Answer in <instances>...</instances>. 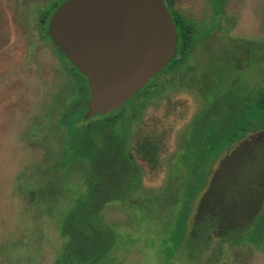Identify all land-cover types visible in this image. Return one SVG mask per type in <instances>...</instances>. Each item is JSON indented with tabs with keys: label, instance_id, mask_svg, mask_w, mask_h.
Wrapping results in <instances>:
<instances>
[{
	"label": "rangeland",
	"instance_id": "374dc122",
	"mask_svg": "<svg viewBox=\"0 0 264 264\" xmlns=\"http://www.w3.org/2000/svg\"><path fill=\"white\" fill-rule=\"evenodd\" d=\"M54 1L0 0V264H52L63 244L57 227L66 187L83 191L88 174L84 165L68 172L64 167L48 170L62 158L64 131L57 121L62 105L74 101L75 87L70 67L43 39L38 26L39 11ZM188 1L209 5L208 0ZM225 3L227 33L231 30L232 38L239 34L256 46L252 50L256 55L243 61L242 66L249 67L237 74L227 61L237 55L236 45H219L218 35L208 37L192 58L183 57L181 77L158 74L151 93L154 85L124 107L121 125L128 123V150L140 172V185L102 212L105 222L125 238L117 252L122 264H163L162 241L187 201V188L195 196L187 231L196 215L207 214L206 224L214 225L220 235L231 225L242 226L264 194L263 131L224 153L214 150L216 144L201 150L193 126L195 120L205 123L215 105L225 112L228 104L213 103L230 90L242 95L251 82L264 85V0ZM224 40L229 41L221 35V43ZM192 67H197L193 78L203 80L204 93L188 85L185 73H192ZM234 77L240 81L236 86L231 85ZM144 140L158 146L155 169L137 156L138 144ZM199 172L200 182L188 184L187 179H195ZM219 241L221 247L214 251ZM224 242L215 239L204 253L202 247H186L171 264H264V243L256 248L247 242Z\"/></svg>",
	"mask_w": 264,
	"mask_h": 264
},
{
	"label": "trees",
	"instance_id": "16d2710c",
	"mask_svg": "<svg viewBox=\"0 0 264 264\" xmlns=\"http://www.w3.org/2000/svg\"><path fill=\"white\" fill-rule=\"evenodd\" d=\"M64 1L50 3L48 8L39 11L38 16V26L43 39L53 46L59 57L70 67L68 73L75 84L74 101L62 105L57 121L64 131L62 158L48 170L52 173L64 167L68 172L70 167L84 165L88 174L85 175L83 191L75 192L66 187L69 194L66 196L65 193L67 198L65 209L57 227L58 236L63 240V244L52 264H122L117 252L125 244V238L114 226L105 222L102 212L107 205L125 200L140 185V172L133 163V154L128 150V123L121 125L126 104L113 113L97 115L99 117L97 120L85 119L89 99L86 78L53 45L47 34L50 16ZM176 30H178L176 55L169 65L177 61L179 55L187 49V40L191 38V29L186 23L180 22ZM226 95L228 105L225 112L215 105L206 115L205 123L196 122L193 125L198 129L195 133L196 138H199L201 150L207 149L209 144H216L214 150L222 152L230 149L239 136L264 131V87L257 88L256 96L252 100H243L238 102L239 104H234L236 99L232 90ZM220 100L221 97L214 104H218ZM200 133H203V137L199 135ZM221 143V147L218 148ZM136 153L151 169L156 168L158 146L154 142L151 140L140 142ZM200 174L199 172L195 179L189 177L187 183H199ZM66 176L67 174H64V179ZM184 192L187 193V201L162 241L163 248L160 252L163 255V264H171L175 255L178 253L180 255L181 250L187 249L186 247L188 249L191 246L202 247L201 253H204L212 247L215 239L224 238V241L231 245L247 242L256 248H260L264 243V194L257 198L254 211H251L248 218L243 219L242 226L231 225L233 228L230 231L227 230L224 235H220L216 233L217 228L214 225L206 224L207 214L196 215L191 230L187 231L190 205L195 196L192 195L190 188ZM246 200L244 198L245 204ZM253 214H256L255 219ZM214 245L213 250L221 247L220 241ZM186 256L189 255L186 253Z\"/></svg>",
	"mask_w": 264,
	"mask_h": 264
},
{
	"label": "water",
	"instance_id": "95a60500",
	"mask_svg": "<svg viewBox=\"0 0 264 264\" xmlns=\"http://www.w3.org/2000/svg\"><path fill=\"white\" fill-rule=\"evenodd\" d=\"M47 34L86 78L85 119L119 110L177 48L163 0H65L50 16Z\"/></svg>",
	"mask_w": 264,
	"mask_h": 264
},
{
	"label": "flooded vegetation",
	"instance_id": "af4514ba",
	"mask_svg": "<svg viewBox=\"0 0 264 264\" xmlns=\"http://www.w3.org/2000/svg\"><path fill=\"white\" fill-rule=\"evenodd\" d=\"M163 1L165 4V7L167 8L171 16L175 29H177L180 26V22L186 23L187 26H189V28L191 29V38L187 40V44H188L187 49L182 54L179 55V57L177 58V61H175L172 65H169L170 64L169 63L163 70H161L158 73L160 74V76L170 75L175 78L181 77L180 73L182 72L179 69L181 61L186 57L188 59L189 56L192 58L193 53L196 52L197 49H201V47H203L208 37H211L214 39V38H217L216 35L219 36L218 41H217L219 45H222V44H225V45L227 44L229 46L236 45V49L238 50L237 55L229 57L227 61L230 60V63L236 69L237 74L239 73L238 71H242L245 68L249 67V66H246V64L245 66H242V64L244 63L243 62L244 59L248 60L250 58H253L254 55H256V52L254 54V51H252V50L256 51V46L253 43V41L245 40L242 37H240L239 34H238V37L236 36L235 38H232L230 34L231 32L230 28H229L230 30L229 34L227 33L228 31L226 30V26H225V20L227 17L225 0H208L209 2V5L207 4L208 7L207 6L205 7L203 4L200 5L198 2H189L188 0H163ZM176 32H178V30H176ZM221 35L224 38L226 36L229 41L226 42L224 40V42L221 43L220 41ZM218 44L215 43V45H218ZM223 51H226V48ZM238 54H244V55L241 57V55L238 56ZM175 55H176V52H175ZM239 57H241L242 60ZM236 60L239 61V64L235 66L233 65V63ZM221 61H222L221 58H219V62ZM196 68L197 67H194V68L192 67V73L187 71L185 73V76L187 77L189 76L188 85L192 84L194 86H197L196 88L198 89L196 90H199L204 93V91L202 90L203 80L198 81L196 80V78L195 79L193 78L194 76H196L195 75ZM203 72L204 71L202 69L201 76H204ZM158 74L155 75L153 78H151L148 81V83L132 99H130L126 103L128 104L129 102H131L134 98H136L139 94H141V92L144 91L145 88H149L150 86L154 85L149 91V93H151L153 88L157 86L156 82L158 79ZM232 82L233 84H235V86L238 85V83H240V81L238 80V77L236 78L234 77V80H232L231 83ZM259 86H261V88L264 87L262 83L258 85V82L253 83V84L251 82V84L249 85V87H247V90L244 94L241 95L239 94V91L238 92L234 91L233 97L236 99L234 104H239L238 102H241L243 100L245 101L252 100L256 96V90ZM226 94L221 96L222 100H220L218 104H227ZM195 121L193 124H195ZM255 133H258V132H249V133H246L244 136H239L236 142L234 143V145H236L237 143H240L243 140L251 139L249 137H251V135ZM232 149L230 148L228 150H224L223 152L227 153ZM253 215H255L253 216V218L255 219L256 214H253Z\"/></svg>",
	"mask_w": 264,
	"mask_h": 264
}]
</instances>
